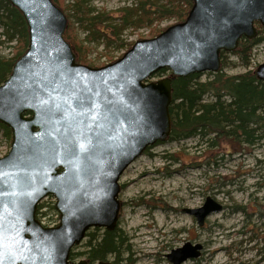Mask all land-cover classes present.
I'll return each mask as SVG.
<instances>
[{"label":"water","instance_id":"1","mask_svg":"<svg viewBox=\"0 0 264 264\" xmlns=\"http://www.w3.org/2000/svg\"><path fill=\"white\" fill-rule=\"evenodd\" d=\"M9 1L26 20L29 46L0 85V123L12 133L0 158V264H89L71 252L89 230L117 228L124 173L171 134L172 78L154 76L219 72L222 52L255 39L256 23L264 30V0H193L185 21L95 68L77 62L53 0ZM255 74L264 84V64ZM48 197L60 215L54 228L37 219ZM222 210L207 198L186 212L204 227ZM202 250L186 243L167 258L184 264Z\"/></svg>","mask_w":264,"mask_h":264},{"label":"trees","instance_id":"2","mask_svg":"<svg viewBox=\"0 0 264 264\" xmlns=\"http://www.w3.org/2000/svg\"><path fill=\"white\" fill-rule=\"evenodd\" d=\"M53 2L67 17L64 37L72 47L77 62L94 68L114 62L115 58L107 55L108 62L103 64L93 61L90 58L94 52L93 43H102L105 52L112 47L125 52L134 44L121 39L125 31L147 28L148 34L140 39L157 37L165 29L160 28L162 23L185 21L193 6V0H137L135 6L112 12L97 10L92 6L93 0ZM256 28L255 39L243 38L235 51L220 54L219 72L172 76V103L169 109L172 128L168 142L197 138L202 151L200 158L205 164L225 156L248 154L258 144L264 143V84L257 78L255 68L251 67L254 51L264 45V30L259 23ZM80 31L85 34L84 39L80 38ZM28 44L29 30L23 14L9 0H0V85L10 76ZM3 45L10 46L12 55L1 54ZM229 57H235L239 66L246 69L245 72L235 75L226 73ZM166 75L168 71L163 70L155 78ZM27 115L31 116V113ZM0 134L10 146L11 130L2 123ZM172 158L175 161L179 159L177 154ZM37 218L46 226L58 221L59 215L52 198L39 204ZM83 242L71 252V261L85 259L89 264L107 261L136 264L128 240L118 226L113 231L91 229Z\"/></svg>","mask_w":264,"mask_h":264},{"label":"rangeland","instance_id":"3","mask_svg":"<svg viewBox=\"0 0 264 264\" xmlns=\"http://www.w3.org/2000/svg\"><path fill=\"white\" fill-rule=\"evenodd\" d=\"M136 2L93 0L92 6L115 12ZM174 24L175 20L165 21L160 28ZM148 32L147 28L129 29L121 39L134 43ZM79 36L84 39L85 34L80 31ZM92 48L90 58L98 64L107 63V55L116 60L124 53L114 47L105 52L99 42ZM1 54L10 56L12 49L3 45ZM229 63L225 69L228 74L246 70L235 57H229ZM261 64L264 45L254 51L251 67ZM9 151L8 142L0 134V158ZM201 153L197 138L166 141L151 148L124 173L118 228L127 238L136 264H171L167 255L186 243L201 244L203 250L199 259L184 264H264V143L248 154L225 156L211 164L202 161ZM174 154L177 161L172 158ZM207 198L223 210L212 214L200 227L186 211L202 207Z\"/></svg>","mask_w":264,"mask_h":264},{"label":"bare ground","instance_id":"4","mask_svg":"<svg viewBox=\"0 0 264 264\" xmlns=\"http://www.w3.org/2000/svg\"><path fill=\"white\" fill-rule=\"evenodd\" d=\"M185 20H186V19H185ZM165 29H166V28H165ZM165 29H164V30H165ZM28 30H29V29H28ZM28 46H29V44H28ZM27 49H28V48H27ZM26 51H27V50H26ZM23 55H24V54H23ZM18 60H19V59H18ZM18 60H17V61H18ZM17 61H16V62H17ZM12 71H13V70H12ZM208 73H210V72H208ZM202 74H205V73H202ZM10 75H11V74H10ZM167 76L172 78L171 73H168V75H166V76H160L159 79H160V78H163V77H167ZM9 77H10V76H9ZM9 77H8V78H9ZM8 78H7V79H8ZM7 79H6V80H7ZM6 80H5V81H6ZM5 81H4V82H5ZM162 143H164V142H162Z\"/></svg>","mask_w":264,"mask_h":264},{"label":"flooded vegetation","instance_id":"5","mask_svg":"<svg viewBox=\"0 0 264 264\" xmlns=\"http://www.w3.org/2000/svg\"><path fill=\"white\" fill-rule=\"evenodd\" d=\"M121 204H122V206H123V202H121ZM109 262H111V261H109ZM112 263V262H111ZM113 264V263H112Z\"/></svg>","mask_w":264,"mask_h":264}]
</instances>
